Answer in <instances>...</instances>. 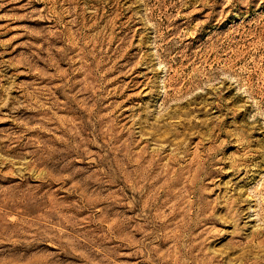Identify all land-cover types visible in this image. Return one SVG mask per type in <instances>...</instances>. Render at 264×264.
Returning <instances> with one entry per match:
<instances>
[{
  "label": "rangeland",
  "instance_id": "rangeland-1",
  "mask_svg": "<svg viewBox=\"0 0 264 264\" xmlns=\"http://www.w3.org/2000/svg\"><path fill=\"white\" fill-rule=\"evenodd\" d=\"M0 264H264V0H0Z\"/></svg>",
  "mask_w": 264,
  "mask_h": 264
}]
</instances>
